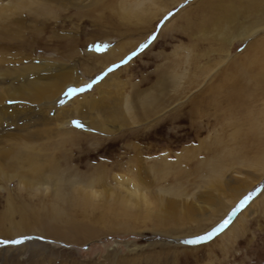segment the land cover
<instances>
[{
	"label": "rangeland",
	"instance_id": "obj_1",
	"mask_svg": "<svg viewBox=\"0 0 264 264\" xmlns=\"http://www.w3.org/2000/svg\"><path fill=\"white\" fill-rule=\"evenodd\" d=\"M209 1L0 0V264H264V20Z\"/></svg>",
	"mask_w": 264,
	"mask_h": 264
},
{
	"label": "bare ground",
	"instance_id": "obj_2",
	"mask_svg": "<svg viewBox=\"0 0 264 264\" xmlns=\"http://www.w3.org/2000/svg\"><path fill=\"white\" fill-rule=\"evenodd\" d=\"M264 0H249V6H247V8H245V6L241 7L242 9L239 11L241 14V16L244 18H256L254 23H257L259 21H261L260 19L264 20V18H261L264 16ZM216 6H217V3L214 2V0H210L209 1V6H208V9L210 10V12H212L211 14V17L209 16V19L210 21L208 22L209 24L215 20L216 16L217 15V9H216ZM125 12V11H124ZM126 14V13H125ZM236 14V13H235ZM9 16V15H8ZM12 19V18H10ZM9 20V19H8ZM7 20V21H8ZM15 20V19H14ZM6 21V20H5ZM6 21V23H7ZM11 23V22H10ZM217 23V21L215 22ZM252 23V24H254ZM13 24V23H12ZM251 24V23H250ZM2 25V24H1ZM5 25V24H4ZM11 25V24H10ZM8 24H7V28H8ZM13 26V25H12ZM16 26V25H15ZM238 27L237 28H241V27H244L243 30L246 31L247 27L243 26L242 24H239L237 25ZM6 27V26H5ZM250 27V25H249ZM9 29V28H8ZM249 29V28H248ZM11 32V31H10ZM13 33V31H12ZM247 35V34H246ZM249 47V46H248ZM251 48V47H250ZM94 55H100L99 53H93ZM114 60V59H118V55L116 53V51L113 49V50H110L105 53V56H104V60L102 61V64H104L105 62H108L109 60ZM117 61V60H116ZM119 61V60H118ZM242 68V67H241ZM243 71V69H241ZM247 72V71H246ZM241 73V72H240ZM262 73L264 74V68L262 70ZM79 83V82H78ZM78 83L76 84L75 82V79H74V75L70 72H65L64 74H61L60 76H58V78H51V80H47L45 81V83L43 84H38V87H36L38 89V92L41 91V93H45V91L49 90V88H52V87H56V86H63V90L65 92V89L70 87V86H78ZM62 90V89H61ZM63 92V91H62ZM51 93V91H50ZM52 94V93H51ZM158 99V98H157ZM15 101V100H19L18 98H10L7 101ZM152 101H155V98H152ZM161 103V102H160ZM159 103V104H160ZM7 104V103H6ZM81 116L83 115L82 113H80ZM85 116V115H84ZM89 120V119H88ZM91 124V123H90ZM93 125V124H92ZM26 138L32 142L31 140L35 138L34 135H27ZM22 144L18 145V146H15L13 149H11V147L9 148V150H5L3 152H1L0 156H7L9 153L11 154V152H16L15 154H19V156H34L33 158V161H38V157H36L37 155L39 156V154L35 151V147H32L31 145H29L28 143H24V142H21ZM9 154V155H10ZM8 155V156H9ZM36 158V159H35ZM262 162V163H261ZM264 159L262 158V160L260 161V164H262V168H264ZM44 167H47V166H42V165H39V168H37V173L40 177L41 175L47 170L46 168ZM55 166H49V170L51 172H54V168ZM0 171H1V174L2 173V169L0 168ZM37 175V176H38ZM243 185H248V184H243ZM242 185V187H243ZM243 188H236L234 189V192L235 193H240L242 192ZM236 195V194H235Z\"/></svg>",
	"mask_w": 264,
	"mask_h": 264
},
{
	"label": "snow or ice",
	"instance_id": "obj_3",
	"mask_svg": "<svg viewBox=\"0 0 264 264\" xmlns=\"http://www.w3.org/2000/svg\"><path fill=\"white\" fill-rule=\"evenodd\" d=\"M168 15L170 16V15H172V14L169 13ZM165 19H167V17H165ZM155 38H156L155 36H152V37L150 38V41H149V42H151V40H154ZM102 47H103V46H99L97 50H102ZM145 47H147V44L142 45V46H141V50H143V48H145ZM134 55H136L135 52L132 53V56H134ZM128 59H131V56H129ZM125 62H126V61H122V63H125ZM91 86H92V85L89 84V85H86L84 88H80V89H77V88H70V89H69V93L71 94V93H75V92H78V91H84L85 89L90 88ZM74 123H76V125H77L78 127H82V126H83V125L80 124L79 121H75ZM251 198H252V195H251V194H249L248 196H246V197L244 198V200L241 201L239 207H243V206H244L249 200H251ZM234 211H235V210H234ZM230 222H231V217H229V219L224 220L223 223H222L218 228L213 229V231L207 233L206 236L198 237L196 240H194V241H190V243H199L201 240L211 239V237H212L217 231L222 230V229H223L225 226H227ZM15 242H16V243H19V241H15Z\"/></svg>",
	"mask_w": 264,
	"mask_h": 264
},
{
	"label": "water",
	"instance_id": "obj_4",
	"mask_svg": "<svg viewBox=\"0 0 264 264\" xmlns=\"http://www.w3.org/2000/svg\"><path fill=\"white\" fill-rule=\"evenodd\" d=\"M260 190H262V186H260L259 189H258L257 191L259 192ZM257 191H256V192H257ZM256 192H255V194H257ZM254 196H255V195H254ZM252 198H253V195H252ZM252 198H251V199H252ZM249 201H250V200H249ZM249 201H248V202H249ZM248 202H247V203H248ZM247 203H246L242 208H244V207L247 205ZM216 234H217V232H216L213 236H215ZM204 236H206V235H204ZM201 237H202V236H201ZM205 240H208V239H205Z\"/></svg>",
	"mask_w": 264,
	"mask_h": 264
}]
</instances>
